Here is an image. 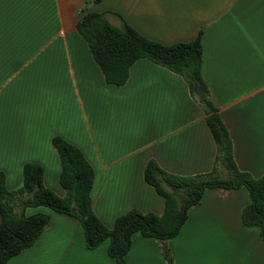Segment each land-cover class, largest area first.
Returning <instances> with one entry per match:
<instances>
[{
  "label": "crops",
  "instance_id": "0c3cea01",
  "mask_svg": "<svg viewBox=\"0 0 264 264\" xmlns=\"http://www.w3.org/2000/svg\"><path fill=\"white\" fill-rule=\"evenodd\" d=\"M88 12L111 13L115 26L164 45L202 32L203 79L236 165L264 177V0H0V172L9 189L21 187L25 164L37 163L45 185L65 195L52 144L60 136L94 168L93 207L112 228L133 209L163 215L164 198L145 181L149 162L182 177L214 167L216 143L186 80L142 59L124 86L107 84L76 28ZM251 203L245 188L207 190L167 242L173 264H264L259 228L242 224ZM49 215L36 244L8 264H116L109 240L89 250L77 219ZM126 262L168 264L161 244L141 234Z\"/></svg>",
  "mask_w": 264,
  "mask_h": 264
},
{
  "label": "trees",
  "instance_id": "16d2710c",
  "mask_svg": "<svg viewBox=\"0 0 264 264\" xmlns=\"http://www.w3.org/2000/svg\"><path fill=\"white\" fill-rule=\"evenodd\" d=\"M109 14L88 12L76 25L106 83L124 86L132 66L147 59L183 77L195 98L194 87L202 86L205 98L197 99L216 143L214 167L207 174L182 177L163 171L155 161L149 162L145 181L164 198L163 215L133 209L118 217L109 228L93 207L94 168L80 148L60 136L54 137L52 144L60 158L59 183L65 191L64 196L45 185V171L40 164H25L22 185L15 190L8 188L6 174L0 172V264H8L12 258L32 248L50 227L49 214H26L27 209L40 207L77 219L84 229L89 250H95L109 240L108 254L116 264H127L126 256L135 234L158 241L164 258L168 264H173L167 242L179 235L189 211L200 204L205 192L211 189H247L252 203L242 212V224L259 228L264 240V177L256 179L236 165L228 129L211 101L203 79L202 32L193 41L164 45L144 37L125 22L120 27L115 26L108 18Z\"/></svg>",
  "mask_w": 264,
  "mask_h": 264
},
{
  "label": "water",
  "instance_id": "95a60500",
  "mask_svg": "<svg viewBox=\"0 0 264 264\" xmlns=\"http://www.w3.org/2000/svg\"><path fill=\"white\" fill-rule=\"evenodd\" d=\"M194 93L199 100H203L205 98V91L202 86L196 85L194 87Z\"/></svg>",
  "mask_w": 264,
  "mask_h": 264
},
{
  "label": "rangeland",
  "instance_id": "374dc122",
  "mask_svg": "<svg viewBox=\"0 0 264 264\" xmlns=\"http://www.w3.org/2000/svg\"><path fill=\"white\" fill-rule=\"evenodd\" d=\"M43 212H44V213H48V214H49V213L51 212V210H50V209H48V208H43Z\"/></svg>",
  "mask_w": 264,
  "mask_h": 264
}]
</instances>
